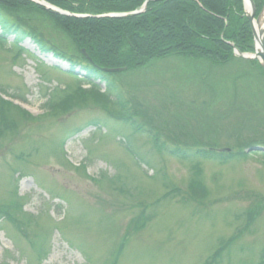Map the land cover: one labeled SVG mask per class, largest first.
<instances>
[{"label":"rangeland","instance_id":"obj_1","mask_svg":"<svg viewBox=\"0 0 264 264\" xmlns=\"http://www.w3.org/2000/svg\"><path fill=\"white\" fill-rule=\"evenodd\" d=\"M33 6L23 25L78 56ZM232 48L107 72L124 115L79 69L0 40V264H264V71ZM208 147L232 159L194 156Z\"/></svg>","mask_w":264,"mask_h":264},{"label":"trees","instance_id":"obj_2","mask_svg":"<svg viewBox=\"0 0 264 264\" xmlns=\"http://www.w3.org/2000/svg\"><path fill=\"white\" fill-rule=\"evenodd\" d=\"M43 1L72 15H86L85 18H75L47 12L56 27L70 40L78 56H66L23 25L18 11L26 9L27 5L34 8L33 4L25 0H0V40L14 37L16 43H21L29 39L41 54H52L57 60L69 64V70L79 69L83 74L79 78L90 89L91 86H97L98 90L107 93L110 102L119 107L124 115L127 113L126 103L110 80V75L101 69L123 68L133 71L173 55L224 64L233 58L232 46L241 53L253 50L252 33L243 16L242 0ZM252 1L256 12H259L264 0ZM145 2L146 6L141 13L131 14L138 11ZM9 9L14 13L11 14ZM106 14L128 15L96 18ZM81 50L85 51L87 58ZM4 105L5 100L0 96L2 122L6 118ZM135 115L133 110L122 121L136 126L131 118ZM169 153L174 156L184 153L182 157H185L187 152L177 147ZM242 154L239 152L233 156ZM194 156L224 162L232 159L229 153L215 152L210 147L195 150Z\"/></svg>","mask_w":264,"mask_h":264},{"label":"water","instance_id":"obj_3","mask_svg":"<svg viewBox=\"0 0 264 264\" xmlns=\"http://www.w3.org/2000/svg\"><path fill=\"white\" fill-rule=\"evenodd\" d=\"M28 1H31L34 4L41 6V7H43L46 10H51V11H53L55 13H58V14H61V15H66V16L76 17V18H83V17H85V16H81V15H71V14H68L66 12H62L59 9H57L55 7H52L49 4H46V3L42 2V1H39V0H28ZM244 4L246 6L247 11H249L245 15H246V17H247V19H248V21L250 23L251 30H252V35H253V39H254V42H255V44H254V54H252L250 56H247V55H238V52L235 50L234 51V55H237V56H239L241 58H244V59H256V60H258L260 62V65H261L263 71H264V46L261 44L260 45V48L257 47L256 44H257V41H258V37H257V35H256L255 31H254V26H253V23L254 22H256L257 24H259V21H260V18L262 16V13L263 12L261 13V15L258 18L254 19V12L255 11H254V5H253L252 0H244ZM145 5H146V3L143 5L142 9L139 12H134L133 14H137V13L142 12V10L144 9ZM125 15H128V14H108V15H102V16H99V17H96V18H104V17L118 18V17H123ZM262 35H263V32L261 31L259 33V37H261ZM82 54H85V52L83 50H82ZM102 71H105V72H110V71L111 72H114V71H118V69H116V70H113V69H111V70L110 69H102ZM252 150L253 151L256 150L258 152L259 151L260 152H264V149L259 148V147L252 148Z\"/></svg>","mask_w":264,"mask_h":264},{"label":"bare ground","instance_id":"obj_4","mask_svg":"<svg viewBox=\"0 0 264 264\" xmlns=\"http://www.w3.org/2000/svg\"><path fill=\"white\" fill-rule=\"evenodd\" d=\"M42 1V0H40ZM254 26V31L258 37V41H257V47L260 48V45L262 44L264 46V11L263 14L260 18L259 24H257L256 22L253 23ZM263 32V35L261 37H259V33Z\"/></svg>","mask_w":264,"mask_h":264}]
</instances>
